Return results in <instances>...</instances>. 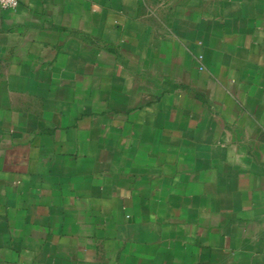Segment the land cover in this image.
I'll return each instance as SVG.
<instances>
[{"label":"crops","instance_id":"obj_1","mask_svg":"<svg viewBox=\"0 0 264 264\" xmlns=\"http://www.w3.org/2000/svg\"><path fill=\"white\" fill-rule=\"evenodd\" d=\"M0 264H264V0L0 8Z\"/></svg>","mask_w":264,"mask_h":264},{"label":"built area","instance_id":"obj_2","mask_svg":"<svg viewBox=\"0 0 264 264\" xmlns=\"http://www.w3.org/2000/svg\"><path fill=\"white\" fill-rule=\"evenodd\" d=\"M20 0H0V8L14 9L19 5ZM201 59V56L199 57Z\"/></svg>","mask_w":264,"mask_h":264}]
</instances>
